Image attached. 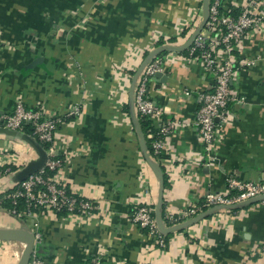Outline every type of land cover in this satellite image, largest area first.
<instances>
[{
  "label": "crops",
  "instance_id": "crops-1",
  "mask_svg": "<svg viewBox=\"0 0 264 264\" xmlns=\"http://www.w3.org/2000/svg\"><path fill=\"white\" fill-rule=\"evenodd\" d=\"M245 1L225 5L241 9ZM201 5L202 0H0V115L10 114L17 101L47 116L79 107V116L55 133L54 150L65 159V182L98 207L85 219L43 210L13 217L2 199L15 185L14 173L37 159V152L0 134V164L16 169L0 179V228L39 233L36 253L42 264L93 259L97 264H264L261 203L215 212L172 232L164 249L130 220L140 201L155 213L159 181L143 162L130 110L123 111L129 108L127 74L155 48L183 45ZM166 53L161 73L167 81L151 80L147 92L167 119L180 124L167 138V159L159 163L168 179L162 215L180 212L209 192L224 193L229 176L264 177V26L241 41L237 61L249 65L231 90L242 101L229 105L231 117L218 130L209 166L194 121L198 96L212 90V77L181 52ZM35 59L41 61L31 67ZM13 244L0 242V264H16L3 254Z\"/></svg>",
  "mask_w": 264,
  "mask_h": 264
},
{
  "label": "built area",
  "instance_id": "built-area-1",
  "mask_svg": "<svg viewBox=\"0 0 264 264\" xmlns=\"http://www.w3.org/2000/svg\"><path fill=\"white\" fill-rule=\"evenodd\" d=\"M226 0H211L207 22L201 32L195 37L191 45L185 50L188 58L202 65L207 74L212 77L213 88L198 96V110L194 121L204 150V163L206 166L213 161V151L218 143V130L230 119L229 105L231 102H241L242 99L233 95L231 87L238 73L248 62L238 63L239 47L243 38L252 32L260 31L264 26V0H246L240 12L234 16L230 6L225 5ZM223 9L221 11L220 9ZM202 11V5H201ZM202 20V14L190 27L196 30ZM164 56L154 58L148 62L139 75L134 88V110L136 116L151 121L155 132L149 135L151 149L154 157L166 154V142L170 133L179 126V122L167 119L163 111L148 97V86L156 73L163 72ZM128 78L132 75L127 74ZM185 95H189L185 92ZM81 110L72 106L62 115L47 116L41 109H28L21 101L14 104L10 114L0 115V128L13 132L23 133L26 125L31 128L36 141L48 145L45 153L47 160L44 167L35 174L30 175L21 183H16L14 189L6 195L12 202L9 210L13 217L22 218L23 212L17 210L18 201L25 204V214L33 209L50 213H65L66 217L90 218L98 207L90 200L79 197L74 193L63 178L65 159L55 154V133L63 124L75 120ZM163 160V159H162ZM161 161V160H160ZM143 162L144 159H143ZM146 164V162H145ZM147 165V164H146ZM45 171L52 172L51 177L45 176ZM11 164H0V179L11 174ZM167 175V174H166ZM224 193H207L201 201L189 204L184 210L164 215L163 225L174 227L185 223L218 206H230L264 196V177L257 181H242L229 176L225 180ZM148 192L145 196L147 197ZM264 204V199L257 204ZM226 210V209H223ZM222 211V210H219ZM215 211V212H219ZM214 212V213H215ZM130 220L139 228L146 230L155 237L159 248H165L164 236L158 229L154 209L146 201L133 205ZM34 249L28 264H42L36 253V245L41 236L35 232ZM264 256V248L260 250ZM93 259L87 264H97Z\"/></svg>",
  "mask_w": 264,
  "mask_h": 264
},
{
  "label": "water",
  "instance_id": "water-1",
  "mask_svg": "<svg viewBox=\"0 0 264 264\" xmlns=\"http://www.w3.org/2000/svg\"><path fill=\"white\" fill-rule=\"evenodd\" d=\"M208 15H209L208 0H202L201 23L196 28V30L190 35L187 41L181 46H162V47L155 48L154 50L149 52L144 57V59L142 60V62L140 63V65L135 70L134 74L132 75L130 88H129L128 99H129L130 117H131V120L134 126L135 133L139 138L140 150H141L143 159L146 162L147 166L154 172V174L156 175L159 181L158 199H157V203L155 207V220H156L159 231L165 236L172 232L181 231L185 228H188L189 226H192L198 223L200 220L205 219L206 217L210 216L215 211H219L223 209L243 208L245 206L256 204L262 199H264V196H261V197H257V198L242 202L240 204L214 207L210 210L203 212L202 214L198 215L194 219L187 221L185 223L179 224L177 226L165 227L163 225V220H162L163 217H162V211H161L162 197H163V190H164L163 174H162L160 166L148 157V154L146 151L145 140L140 131L137 116L134 110V101H133L134 88H135V84H136V81L139 75L141 74L142 70L144 69V67L147 65L148 62L152 61L155 57H157L158 55L164 52L185 51L191 45V43L193 42L195 37L198 35V33L201 32V30L204 28L207 22V19H208ZM40 61H41L40 59H35L33 63L30 64V66L31 67L37 66ZM157 80L161 81L160 84L165 83L167 81V76L162 73H156L152 77V81L156 82ZM0 134H7L9 136H15L19 140L25 141L28 144H30L37 152V159L30 161L22 169L14 173V175L12 176V180L15 184L23 182L30 175L37 173L44 167L45 162L47 160V155L45 153V150L42 148V146L33 137L26 135L24 133L13 132V131H9L3 128H0ZM0 242H15V243L22 244L24 248L16 264H28L29 263L30 257L34 249V235L31 231L26 230V229H21V228H5V229L0 228Z\"/></svg>",
  "mask_w": 264,
  "mask_h": 264
},
{
  "label": "trees",
  "instance_id": "trees-1",
  "mask_svg": "<svg viewBox=\"0 0 264 264\" xmlns=\"http://www.w3.org/2000/svg\"><path fill=\"white\" fill-rule=\"evenodd\" d=\"M209 4H211V0H209ZM220 10L223 11L222 8H221ZM239 12H240L239 9H234V10L231 11V13H232L234 16H237V15L239 14ZM185 33H186V30L183 31V34H185ZM171 42L173 43V42H174V39H172ZM162 44H163V42H159V43H157L156 46H160V45H162ZM147 54H148V53H147ZM166 54H167V53L164 52V53L158 55L156 58H160V57H162V56H164V55H166ZM181 54H182V55H185V56H188L187 51H183V52H181ZM145 56H146V55H145ZM129 74H130V75H133V72H131V73H129ZM123 111H124L125 113H127V114L129 113V108H128L127 105H125V106L123 107ZM137 120H138V124H139V127H140V131H141L142 136H143V138H144V140H145L146 151H147L148 157H149L152 161H154L155 163H157V164L160 163V160H162V159H167V155H166V154H162L161 157H154L153 154H152V149H151V139L149 138V135H151L152 133L154 134V132H155V129H154V126H153L152 122L149 121V120H147V118L140 117V116H138V115H137ZM23 133L26 134V135H29V136L32 135L31 128H30L29 125H26V126L24 127V129H23ZM37 142H38V141H37ZM38 143H39V142H38ZM39 144L42 146V148H43L44 150H47L48 145H44V144H41V143H39ZM159 166H160L161 171H162V174H163L164 189H167V186H168L167 175H166V173L164 172L163 167H162L160 164H159ZM11 171L14 172V171H16V169L11 168ZM52 175H53L52 172L45 171V176H47V177H51ZM13 189H14V187H13ZM13 189H11V190H9L8 192H6V194L4 195L5 197L2 199V204H1V205H2V207H3L4 209H6L7 211H9L10 209H12V202H11L9 199L6 198V195H7L8 193H10ZM25 207H26V206H25V204L23 203V201H18V203H17V210H18L19 212H23V213H24V211H25ZM31 211H38V209H33V210H31ZM232 211H234V210H232ZM58 214H59V215L66 216L65 213H58ZM162 217H163V219H164V214L162 215ZM182 231H183V230H182ZM166 237H167V236H164V239H166Z\"/></svg>",
  "mask_w": 264,
  "mask_h": 264
},
{
  "label": "rangeland",
  "instance_id": "rangeland-1",
  "mask_svg": "<svg viewBox=\"0 0 264 264\" xmlns=\"http://www.w3.org/2000/svg\"><path fill=\"white\" fill-rule=\"evenodd\" d=\"M5 248L6 249L2 248L4 249L3 254L10 256L12 259H14V262L17 263L24 247L18 243H15L13 245H8V247Z\"/></svg>",
  "mask_w": 264,
  "mask_h": 264
}]
</instances>
